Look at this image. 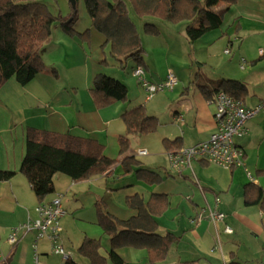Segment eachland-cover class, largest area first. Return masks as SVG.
Instances as JSON below:
<instances>
[{"label":"crops","instance_id":"1","mask_svg":"<svg viewBox=\"0 0 264 264\" xmlns=\"http://www.w3.org/2000/svg\"><path fill=\"white\" fill-rule=\"evenodd\" d=\"M223 5L224 3L219 4L215 10ZM59 7L62 8L60 14L68 18L70 9L67 1L61 0ZM150 22L157 24L156 20ZM162 24L170 26L168 23ZM187 24L182 22L181 25L171 27L177 29L182 26L177 29L180 37L185 36ZM198 25L199 19L192 22V26ZM81 27L85 30L81 31L82 28L75 24L74 31L77 34L87 31L84 38L75 34L67 35L55 25L50 39L44 45L43 71L24 86L11 78L0 87V171L14 173L9 181L0 182V264H34L32 244L35 232L20 233L15 245L8 243V236L12 229L25 224L29 218H35V208L39 204L49 203L56 196L62 197L61 205L64 210V215L59 220L60 243L63 248V242L69 240L68 235L72 234L73 224L76 222L74 214L71 217L68 214L70 204L68 201L65 202L67 205L63 204L64 198L68 193L76 197L80 183L87 184L88 193L93 196L95 203L107 194H112L125 206L128 197L138 196L146 202L152 194L166 195L167 208L162 218L171 214L170 226L161 225L156 218L157 233H171L180 240L168 248L162 264H264L263 114L248 121L246 134L236 141L244 153V167L253 176L252 183L247 179L244 167L227 171L197 160L191 163V168L183 169L180 174L171 172L169 167V172L163 177L158 171L142 164L144 168L157 172L162 178L161 182L147 185L136 180L133 175L121 177L119 169L108 178L98 175L74 181L65 175H57L54 178V193L39 203L28 180L19 172L24 156L26 129L32 127L94 139L104 146L103 152L110 147L117 154L116 158L104 155L115 160L123 158L119 154V139L127 138L129 145L124 156L136 157L137 152L130 149L129 138H138L127 135L122 117L137 107H144L147 114L146 105L155 96L150 100L146 99V93L134 77L133 71L141 66L147 80L155 84L164 80L168 69L171 71L170 68H158L156 59L153 60L144 47L142 64L133 59L115 60L110 54V44L91 27L90 21ZM146 36L152 37L148 34ZM155 36V40H160L159 49L168 50V43L162 38L159 28ZM148 42L149 49H153L155 43ZM194 43L199 44V49L204 52L198 67L209 69L213 74L221 70L222 74L220 77H194L195 81L190 83L195 87L192 93L188 87L178 93L176 104L168 109L167 122L160 124L158 121L156 131L151 134L164 146L166 157L171 152L204 142L215 131L214 107L209 103L212 96H207L201 86L212 88L214 83L221 80L239 81L246 87L241 98L245 107L254 108L263 101L264 56H260L259 51L264 49V0H237L228 6L219 28L206 33ZM194 43L190 44L193 46ZM241 59L245 60L244 69L240 68ZM98 74L122 82L127 88L126 100L95 106L90 88ZM176 78L177 84L170 92H174L183 79ZM197 83L199 85L196 86ZM175 141L170 148H166L165 142ZM61 176L67 179L62 180ZM65 180H68L69 190L62 184ZM248 184L263 191L261 201L253 206L244 204V191ZM216 199L219 201L217 209L224 214V222L218 223L216 227L207 219L194 224L192 221L196 214L202 209L215 207ZM70 209L71 206L69 211ZM73 211L75 210L71 212ZM224 226L230 227L232 234H225ZM87 236L85 233L78 244L81 245ZM108 243L109 239L104 251L108 248ZM36 245L41 264H48L50 256H60L52 252L47 238L39 240ZM142 250L139 251L140 254L147 257L146 250ZM116 253L126 264L140 262H134L138 254L135 249L121 248ZM66 256L75 261L73 257ZM63 261L64 258L61 264Z\"/></svg>","mask_w":264,"mask_h":264},{"label":"trees","instance_id":"2","mask_svg":"<svg viewBox=\"0 0 264 264\" xmlns=\"http://www.w3.org/2000/svg\"><path fill=\"white\" fill-rule=\"evenodd\" d=\"M57 4L58 0H50ZM237 0H83L91 27L104 36L110 44L111 57L118 61L133 59L142 64L143 48L136 25L129 9L136 18L159 20L168 24L188 23L185 36L190 43L198 41L206 33L220 27L228 6ZM77 3L70 15L62 19L53 14L46 0L15 2L0 0V87L13 78L19 85L28 84L43 71L44 45L51 37L52 29L58 25L67 35L77 34L74 25L78 20ZM224 3L218 10L215 7ZM199 19L197 27L192 22ZM144 32L155 36L158 28L153 22L144 24ZM86 37L87 31L77 34ZM141 67V66H139ZM207 95L223 91L235 99L242 100L246 87L239 81L221 80L212 88L201 86ZM90 93L95 106L121 102L127 98L126 86L111 77L98 74L93 79ZM128 136H142L156 131L158 120L146 114L144 107L126 112L122 117ZM175 142H165L170 148ZM128 139H119L121 160L109 159L103 154L104 146L90 138L71 134L53 133L28 127L25 132L24 156L19 172L23 174L39 203L54 193V178L65 175L71 180H86L93 176L111 177L119 169L121 177L133 175L147 185H155L162 178L157 172L146 169L135 156H124ZM118 174V175H119ZM13 172L0 171V182L9 181ZM244 204H258L263 191L248 184L244 191ZM126 206L134 215L121 220L105 209L102 200L95 203L97 224L108 237V248L101 254L100 239L85 238L78 247V255L89 264H126L116 253L121 248L143 249L149 264H162L168 248L180 238L166 233H157L156 218L167 208L166 195L152 194L145 202L138 196L128 197ZM63 264H78L66 257ZM182 264H192L184 262Z\"/></svg>","mask_w":264,"mask_h":264},{"label":"rangeland","instance_id":"3","mask_svg":"<svg viewBox=\"0 0 264 264\" xmlns=\"http://www.w3.org/2000/svg\"><path fill=\"white\" fill-rule=\"evenodd\" d=\"M16 1L23 3L27 0ZM46 4L50 11L55 15H57L58 13L60 14V10L62 11V8L59 7V5H61V0H58L57 4L53 1L46 0ZM67 4L69 6L68 1ZM68 9H70V7ZM62 15V19H66L65 16L63 17ZM77 15L78 20L75 24L76 26L82 28L81 31H84L85 28L81 26H85L87 24V21H90V18L86 12L83 0H78ZM129 15L134 24L136 25V29L140 36L142 48L144 47V50L149 55H152L153 60L156 59L158 63V68H170L171 72L176 77L183 78L181 81H179L177 87H175L174 92H170L168 90L160 91L146 105L147 114L153 117L157 116L156 118L158 119L159 123L165 124L168 119V109L170 106L176 104L177 94L181 93L183 89L187 87L189 88L190 93H192L193 89H195V87L190 84L192 80L195 81L194 77H220L222 71L219 70L217 73L213 74L210 73L211 71L209 69H202L198 67V62H202L204 52L199 49V44L194 43V45L192 46L184 35H180L181 38L179 37L178 30L181 29L182 26H179L180 28H177L178 30L176 28L171 27H176L179 24L181 25V23L170 24V26H166L165 24L164 26V24H162V21L155 19L157 21V24L154 23L155 26L159 28V30L161 31L162 38L168 43V50H162L159 49L160 40H155V38H157L156 36H152L150 38L149 36H146V33H144V24L150 23L151 20L146 21L136 18V16L130 9ZM75 35L79 37L77 34ZM148 41H152L155 43V46H152L153 49H149ZM167 72H169V69L167 70ZM197 85L199 84L197 83L196 86ZM181 99H184V97H181ZM153 113L154 115H152ZM137 138L138 139H136V137L129 138L130 149L134 152H137L139 150H144L146 152V154L143 156H136L137 160L145 167L156 170L159 172V174H161V176L165 177L167 175V172H169V164L164 146L159 140H157V137L154 136V134L137 136ZM103 154H108L107 156H109L110 158H116L117 155L112 151L110 147H108L103 152ZM61 177L62 180L67 179L65 178V176ZM67 181L68 180H65V182H62V184L66 188V190H69L70 188H67L70 185H68ZM78 187H80L78 188L79 194L76 193L77 195L76 197H74V195L68 193L66 194L63 202V204L67 201L69 202L70 205L68 206V214H70V217L74 214L73 218H75L76 221L73 224L72 234L68 235L69 240L66 239V242H63V250L65 252V255L73 257L78 264H89L86 259L78 255L77 249L80 245V243L78 244V240H81L84 237L85 233L88 234L87 238H99L103 246L100 252L102 255H105L104 249L106 243L108 242V238L103 234L101 227L97 224L94 210L95 202L92 200L93 196L88 193L87 184L80 183ZM101 200L103 201L107 212H110V214H112L118 219L126 220L134 214L131 209H129L124 204L120 203L119 200L115 198L112 194H107ZM70 206L72 207V209H70L69 211ZM72 210L75 211L71 212ZM162 216L163 214L160 215V217H157V220H160L161 225L170 226L169 220H171V214H167V216H165L164 218H162ZM141 250L142 249H135L136 253L138 254L135 257L134 262L140 261L136 264H149L146 255L140 254L141 252L139 251ZM62 259V256H50L47 262L48 264H61ZM41 261L44 263V260Z\"/></svg>","mask_w":264,"mask_h":264},{"label":"built area","instance_id":"4","mask_svg":"<svg viewBox=\"0 0 264 264\" xmlns=\"http://www.w3.org/2000/svg\"><path fill=\"white\" fill-rule=\"evenodd\" d=\"M228 51H226L227 53ZM260 56H264V49L259 51ZM245 60L241 59L240 68L244 69ZM134 77L146 93V99H152L158 92L163 90L171 91L177 84L176 76L169 71L161 83H151L147 80L142 67H136L133 71ZM209 103L213 105V121L215 131L207 140L195 146L184 148L179 151L171 152L167 155L170 171L181 173L185 168H191L193 161H204L224 170H232L244 167V153L236 141L242 138L246 132V124L256 115H264V99L254 108L245 107L242 100L235 99L227 93L220 91L212 95ZM138 156L146 154L144 150L136 153ZM247 179L254 182L250 171L245 167ZM61 196H56L49 203L39 204L35 208V218H29L28 221L10 231L8 243L15 245L20 233L35 232L32 249L34 251V264H41L38 259L37 242L47 238L50 242L52 252L56 255L67 257L60 243L61 227L60 218L64 215L61 205ZM218 199L215 201V207L200 210L193 219V223L199 224L203 219L209 220L215 227L218 223L224 222V214L217 209ZM225 234H232V229L224 226ZM217 234V233H216ZM219 247L218 237L216 236V248Z\"/></svg>","mask_w":264,"mask_h":264},{"label":"water","instance_id":"5","mask_svg":"<svg viewBox=\"0 0 264 264\" xmlns=\"http://www.w3.org/2000/svg\"><path fill=\"white\" fill-rule=\"evenodd\" d=\"M68 3L70 4L71 8H74L76 5V0H67Z\"/></svg>","mask_w":264,"mask_h":264}]
</instances>
